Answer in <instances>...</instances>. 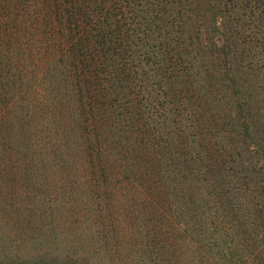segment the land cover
I'll return each mask as SVG.
<instances>
[{"label": "trees", "instance_id": "16d2710c", "mask_svg": "<svg viewBox=\"0 0 264 264\" xmlns=\"http://www.w3.org/2000/svg\"><path fill=\"white\" fill-rule=\"evenodd\" d=\"M231 26L250 44L264 0H0V264H104L47 249L85 226L45 215L73 202L99 205L87 245L142 213L127 233L165 251L124 264H264V92L232 73Z\"/></svg>", "mask_w": 264, "mask_h": 264}, {"label": "rangeland", "instance_id": "374dc122", "mask_svg": "<svg viewBox=\"0 0 264 264\" xmlns=\"http://www.w3.org/2000/svg\"><path fill=\"white\" fill-rule=\"evenodd\" d=\"M217 25L222 33V28H221V24H223V19H221L220 16L217 17ZM256 27V26H255ZM259 28V27H258ZM261 29V28H260ZM245 30L247 32L248 35V39H251L252 37L255 36V32L256 30L253 27H245ZM229 34H231V41L230 43V48L231 50L234 52V55L232 57V62H234V65L232 66V70H233V74H236L238 76H240L241 80L240 82H238L240 84V86L245 90V91H259V92H264V40H262V37H264V32L259 31L258 34L256 35V37L252 38L253 41L244 46H237L238 42H240L242 39L239 38V41L235 40V36H236V30H234V26H231L230 30L228 31ZM221 33L218 31L217 34H219L216 38H217V42L219 44L220 40L223 38L221 36ZM221 36V37H220ZM221 38V39H220ZM219 40V41H218ZM261 98V97H259ZM255 102V101H254ZM253 102V103H254ZM258 103H255V105ZM254 110V109H253ZM257 110H254L255 113ZM219 115L224 114V112L222 111H218ZM264 122V121H263ZM262 123V121H261ZM259 130H261L262 134L264 135V125L262 124L261 127H259ZM40 175V178H44V180L46 181H50V179H53L54 182L56 183L57 180V184L59 185L62 179V175L61 173H59V171L53 172L51 170H44V169H40L38 172ZM58 180H60L58 182ZM77 193L82 192L80 190L75 191ZM72 199H74V197H72ZM78 202V201H77ZM80 203V202H79ZM76 202H73V205H66V208H61L59 205V208L61 210H58L57 208H54L53 206H51L49 209H45L46 211V216H50V214H55L53 215V217H57L58 219L54 220V224H61L63 221V218H65L64 215H59V212H64L65 214H67L66 212H73L76 210H79L80 213V220L86 222V225H92L93 223L100 222V217L98 216L96 210L99 208V205H97L96 203H90V204H81L80 205H76ZM56 207V206H55ZM126 206L124 207H119L118 210V214L112 212H109L108 214L110 216L113 217H117V218H121L123 220L124 223H121L120 226L117 228L119 230L118 234H114L109 233L108 235L110 237H114L112 240L108 239L106 241L103 242H98V243H94L93 245H87L89 244V239L87 238L85 243L81 242V239L79 238L78 235L80 234V231H82V236L85 237L84 234V228L85 226L81 229L78 230V232H73L69 229H64L65 233L64 236L62 234L57 233L58 237V242H60V238H62V240H64L65 242L62 241L61 244H55L53 241H57V239H55L56 234L54 235L55 232H53V237H51V241L49 243V245L47 246L48 250H53V249H57V248H62L63 252H66V250H68L70 253L71 251L75 250L77 252H88V256L89 258H91L93 255L98 256V255H104L103 257V261L104 264H124V254H126V249L125 248H129L130 246H132L131 248H134L136 252H138L137 249L141 250V253H146L152 251L153 253L156 252H163L165 251L164 248H152L150 247L151 245V237L149 238H140L138 237L137 234H128L127 232L129 231L127 229V227L131 224L132 226L135 227V225H140L141 223H145V221L143 220H138L135 219L136 215L142 216V213H138L133 212L132 214L128 213L126 210ZM108 209H110V207H108ZM114 208L110 209L113 210ZM41 209L38 208V212ZM120 212V213H119ZM45 213V211H44ZM107 213V212H105ZM69 216V215H68ZM74 217L76 215H73ZM143 218L146 220L145 216H143ZM77 220V219H76ZM107 221V220H105ZM123 226L128 224L125 227V231L124 232H120V229ZM29 227H32V225H30ZM56 228V227H55ZM94 231V229H93ZM87 233V232H86ZM38 234V231L36 230H24V232H22L21 230V236L18 237L17 239H22V240H27L30 241L32 237L36 236ZM124 235V236H123ZM108 236V238H110ZM95 237V236H94ZM83 238V237H82ZM12 239V238H11ZM9 242V240H8ZM118 242V246H116L115 244ZM153 242V241H152ZM10 243V242H9ZM13 244V243H11ZM148 245V246H147ZM28 246L30 249H36L37 245H33L32 243H28ZM40 248H43V245L38 246ZM24 245H22L21 249H24ZM18 249V248H16ZM82 255H85L83 253H81Z\"/></svg>", "mask_w": 264, "mask_h": 264}]
</instances>
